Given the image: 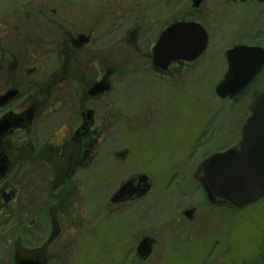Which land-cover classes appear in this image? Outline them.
<instances>
[{
    "label": "rangeland",
    "instance_id": "1",
    "mask_svg": "<svg viewBox=\"0 0 264 264\" xmlns=\"http://www.w3.org/2000/svg\"><path fill=\"white\" fill-rule=\"evenodd\" d=\"M87 1L95 3L97 0H0V40L2 33L11 38L16 26H19L23 36L28 35L27 31L33 28L46 30L33 18L30 20L26 17V14L36 15L42 6L50 17L58 9L59 18L66 12L79 15L78 9L81 7L72 3ZM181 1L191 5L193 0ZM218 2L206 1V10L214 8ZM219 6L224 9H217L213 15L203 17L212 28L211 44L199 63L186 74L187 84L184 88L177 92L158 87L152 82H141L132 74L123 77L122 86L116 92L120 108L129 115L126 122L122 123L126 129H120L122 133H118V128L113 129L108 139V154H105L109 158L105 159V167L101 165L105 169L101 177L100 171L99 175H94L95 172L89 169L77 175L76 179L83 185V193L76 205L78 209L85 210L83 218L88 215L90 224H81V228L77 225L79 234L76 238L57 242V226H54V222L44 223L40 235L25 232L26 224H29L28 216H35L34 219L30 218L35 220V225L41 219L39 196L48 199V191L45 190L51 185L50 166L36 169V175L27 179L24 185L22 181L17 183L14 180L18 187L14 191L17 195L13 210L18 215L12 214V220L0 223V237L9 238L8 242L4 239L0 242V264H19L23 258L37 261L36 257L40 256L42 250L48 252L51 258L45 260L46 264H251L260 256L264 245V198L244 210L228 206L213 209L200 195L191 177L205 158L228 151L238 144V137L257 101L256 96L264 92L263 74L237 100H222L216 95V87L228 69L226 50L236 43L264 45V4L247 2L226 6L220 2ZM6 40L4 37L5 44L1 43L2 46H7L9 42L6 44ZM47 41L52 40L49 38ZM130 56L129 53L120 60L129 62ZM54 69L53 65L49 73L52 74ZM146 105H151L152 110H157L163 116L169 115L165 128L152 133H148L150 129H137L127 134V131L137 128L136 122L131 121L136 118L142 121L139 116H145L142 110L149 108ZM144 122L147 123V119ZM130 125L132 127L128 128ZM56 130V115L38 116L31 135L24 133L17 137L22 141L29 137L34 145H51L57 140ZM125 146L129 147L131 158L121 168V172L113 164L112 153L123 150ZM186 155H189V162L178 167L176 162L185 160ZM101 167L99 170H102ZM139 171L149 174L154 180V192L135 207L120 210L115 217L102 213L100 206L104 196L109 197L119 186L140 174ZM85 182L86 185L83 184ZM94 189L100 191L95 192ZM193 208L197 212L192 220H187L184 212ZM43 216L48 219L47 214ZM0 221L6 220L0 216ZM19 227L22 228L19 230ZM132 227H136L135 233ZM145 236L154 238L152 253L139 260L135 256V247L137 241ZM17 237L21 240L18 241ZM23 244L30 250L40 245L42 247L30 251L31 255L28 253L23 256L20 251Z\"/></svg>",
    "mask_w": 264,
    "mask_h": 264
},
{
    "label": "flooded vegetation",
    "instance_id": "2",
    "mask_svg": "<svg viewBox=\"0 0 264 264\" xmlns=\"http://www.w3.org/2000/svg\"><path fill=\"white\" fill-rule=\"evenodd\" d=\"M206 1L208 0H203L198 7L195 5V0L191 5L184 4L181 0L74 2L73 5L81 7L78 9L80 10L79 15L66 12L63 17L59 18H57L59 16L58 9H55L52 13L53 16L50 17L44 12V6H42L36 15L26 14V17L30 20L33 18V21L40 27L43 25L46 30L33 28L27 31L28 35L23 36L19 26H16L11 38L6 33L1 34L0 122L8 123L9 127L17 123L20 125L16 128L11 127L6 133L0 135V216L6 220L0 221V223H7L12 214L18 215L13 210L16 203L14 198L17 195L14 192L17 190L14 180L17 183L22 181L24 185L27 179L30 180L36 175L34 172L36 169L50 166L51 185L45 190L48 191V199L39 196L41 202L38 211L41 219L36 221L37 225H35V220H33L35 216H28L29 224H26L25 232L40 235L44 223L54 222V226H57L58 242L71 237L76 238V235L79 234L77 225H80L81 228V224L83 226L90 224L88 215L87 218H83L85 210L78 209L79 207L76 205L78 198L83 193V185H80L76 178L79 172L88 169L95 172L94 175H99L98 171H100L101 177L105 173V165H103L105 159L109 158V156L105 157V154H108L107 144L114 132L113 129L118 128V133H122L123 130L120 129H126L122 123L126 122V117L129 115L124 114L120 108L116 92L122 86L123 77L132 74L141 82L145 81L148 84L152 82L158 87L162 86L178 92L187 84L186 74L188 71L199 63L206 52L195 61L184 59L167 63L156 61L155 51L163 34L176 24H199L208 33L209 47L212 40V28L205 23L203 17L213 15L217 9L223 10L224 8L219 6L220 2L226 6H238L247 2L264 4L257 0H219L214 8L206 10ZM60 9L63 10V8ZM89 10L91 12L88 14ZM48 27L52 28L48 29ZM4 37L9 40H6V44L9 42L7 46L1 45L4 43ZM49 38L52 40L51 42L47 41ZM238 46L264 49V45L236 43L226 50L227 67V52ZM129 53L132 55L129 62L120 60ZM53 57H55L54 62ZM53 65L56 70L54 69L51 74L49 71ZM263 74L264 67L255 79L234 97L245 93ZM223 80L224 78L221 83ZM10 94L13 96L8 99ZM263 95L264 92L258 100ZM114 96L115 98H113ZM234 97L226 100L231 98V100H235ZM159 99L157 98V100ZM146 106L149 108L142 110L144 112L142 114L145 116H139L142 121L137 118L131 121L136 122L137 128L127 131V134L137 129H150L148 133H152L165 128L169 115L163 116L157 110H152L151 105ZM149 114H151L150 117ZM54 115L57 116L55 135L57 140L51 145L49 143L42 146L34 145L29 137L25 141L17 137L24 133L30 136L38 116ZM146 119L147 123L144 122ZM131 127L130 125L128 128ZM241 136L238 137V144L232 148L239 146ZM187 153H189L188 150ZM112 154L114 156L112 157L113 164L116 165V168H120L117 169L118 171L122 172L121 168L131 158L129 147L125 146L123 150ZM209 157L202 161L196 174L193 173L191 177L194 178L196 188L209 203L210 208L216 209L223 205L210 203L201 183L204 177L203 164ZM189 159V155H186V161L181 159L176 164L180 167ZM16 167L19 168L15 172ZM100 167L102 170H99ZM139 172L140 174L119 186L109 197L105 198L104 196L100 206L102 213L109 217L110 215L115 217L120 210L125 211L132 206L135 207L139 201L154 192L156 187L154 180L149 174ZM141 178H145L149 186L144 195L137 193L115 202V196L123 187L133 180L139 183ZM83 184L86 185V182ZM18 191L20 190L18 189ZM94 191L100 190L94 189ZM19 196L24 195L20 194ZM191 210L194 211V214L192 217H188L187 212ZM196 212V208L189 209L184 212V216L187 220H192ZM43 214H47L48 219L44 218ZM21 222L22 220H20ZM20 228L22 227H19V230ZM132 229L135 233L136 227H132ZM2 239L4 238L0 237V242ZM17 239L21 240L20 237ZM153 239L151 236H145L137 241L135 256L139 260L147 258L152 253ZM4 241L8 242L9 238H5ZM25 245L23 244L20 250L23 256L42 247L40 245L36 249L30 250ZM58 257L57 255V259ZM48 259H51L48 252H43V250L40 252V256L36 257L37 261L23 258V260L40 264H46L45 260Z\"/></svg>",
    "mask_w": 264,
    "mask_h": 264
},
{
    "label": "water",
    "instance_id": "3",
    "mask_svg": "<svg viewBox=\"0 0 264 264\" xmlns=\"http://www.w3.org/2000/svg\"><path fill=\"white\" fill-rule=\"evenodd\" d=\"M202 1L195 0L196 7ZM169 35L179 36L181 39L171 46L167 55H162L161 42ZM208 44V33L201 25L176 24L161 37L155 51L156 61L162 63L180 59L195 61L206 52ZM227 61L228 71L223 82L216 87V94L222 100L240 93L261 72L264 67V49L238 46L227 52ZM10 96L13 94L7 98ZM7 124L0 122V135L6 133L9 128L20 125L17 123L9 127ZM212 163H215L214 167L211 166ZM203 172L201 183L205 196L212 204L219 203L235 210H244L264 198V95L255 103L250 117L243 126L239 146L209 157L203 164ZM230 177L242 179L240 183H236L230 180ZM148 189L145 178H141L139 183L133 180L115 196V202L137 193L144 195ZM193 214V210L187 212L188 217H192ZM19 264L40 263L22 260Z\"/></svg>",
    "mask_w": 264,
    "mask_h": 264
},
{
    "label": "snow or ice",
    "instance_id": "4",
    "mask_svg": "<svg viewBox=\"0 0 264 264\" xmlns=\"http://www.w3.org/2000/svg\"><path fill=\"white\" fill-rule=\"evenodd\" d=\"M180 39L181 38L179 36H173V35L166 36L164 38V40L161 42V49H160L161 50V54L162 55H167L170 52V50H171V46L174 43H177ZM211 166L214 167L215 163H212ZM212 178L213 177L210 174V179H212ZM229 179L234 181V182H236V183H240L242 178L230 177Z\"/></svg>",
    "mask_w": 264,
    "mask_h": 264
},
{
    "label": "trees",
    "instance_id": "5",
    "mask_svg": "<svg viewBox=\"0 0 264 264\" xmlns=\"http://www.w3.org/2000/svg\"><path fill=\"white\" fill-rule=\"evenodd\" d=\"M244 94V93H243ZM242 94V95H243ZM240 95H238V97H239ZM261 95H258V96H256V100H258V98L260 97ZM238 97L236 96V97H234V98H236L235 100H237L238 99ZM257 102V101H256ZM251 264H264V245H263V247H262V250H261V253H260V256L256 259V260H254Z\"/></svg>",
    "mask_w": 264,
    "mask_h": 264
}]
</instances>
